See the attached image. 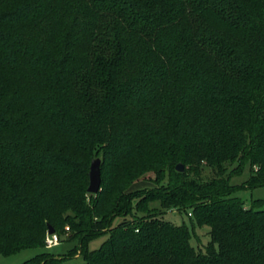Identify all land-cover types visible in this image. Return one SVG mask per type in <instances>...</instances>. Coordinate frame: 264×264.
<instances>
[{
	"label": "trees",
	"instance_id": "1",
	"mask_svg": "<svg viewBox=\"0 0 264 264\" xmlns=\"http://www.w3.org/2000/svg\"><path fill=\"white\" fill-rule=\"evenodd\" d=\"M144 178L158 188H133ZM255 188L264 0H0V256L68 225L81 261L21 264H264L261 201L237 196ZM166 211L209 227L204 253Z\"/></svg>",
	"mask_w": 264,
	"mask_h": 264
},
{
	"label": "rangeland",
	"instance_id": "2",
	"mask_svg": "<svg viewBox=\"0 0 264 264\" xmlns=\"http://www.w3.org/2000/svg\"><path fill=\"white\" fill-rule=\"evenodd\" d=\"M95 156L101 158V153H96ZM94 156V157H95ZM236 165L227 166V173H230ZM147 177H152L151 174H149ZM202 177L204 179L211 177V171L208 167L203 169ZM248 168L245 167L244 170L236 175H231V184L238 186L240 184H243L248 178ZM150 178H144L143 180H140L136 185L133 187L135 189L142 190L145 189H157L158 186L154 184L153 181L149 180ZM237 196H240L245 201V207H248L251 202L254 200H260L261 202L258 203L256 206L260 210H264V188H255L254 190H245V191H239L237 193ZM85 197L87 198V201L89 202V194H86ZM151 206L157 207V204H152ZM136 215L142 216V213L136 212ZM131 219V216H128L126 220ZM162 219L170 222L173 225H180L182 222H185L189 226V216L182 212L181 214H178L175 211H166V214L163 215ZM122 218H116L113 220L112 226H115L116 224L122 222ZM190 227V226H189ZM61 230V229H60ZM59 230V231H60ZM190 230L192 231V237L190 240L191 245L196 249V251H200L204 253L205 248L207 247L209 243V227H190ZM71 233V230L68 229V225H65L61 232L58 234L59 237V244L55 246L54 248L47 249L44 245L41 246V248H35V250H23L19 252V254L9 256V257H2L0 256V264H21L22 262L29 260L35 255L40 254L42 252L49 253L50 255L62 257V256H70L73 258L72 260L75 262L81 261L80 252L77 250L76 252L72 253L70 252L73 248L77 247L79 239H69V235ZM108 238V235H101L97 237V239H94L88 243L89 250H96L98 249L106 239Z\"/></svg>",
	"mask_w": 264,
	"mask_h": 264
},
{
	"label": "water",
	"instance_id": "3",
	"mask_svg": "<svg viewBox=\"0 0 264 264\" xmlns=\"http://www.w3.org/2000/svg\"><path fill=\"white\" fill-rule=\"evenodd\" d=\"M100 159L95 158V160H92L90 163V169H89V174H88V183L89 186L87 188V193L91 195H96V193L100 190L101 182H100ZM176 171L177 172H183L184 171V166L182 164H178L176 166ZM47 233L48 235L54 234L55 231L51 228V226L47 227Z\"/></svg>",
	"mask_w": 264,
	"mask_h": 264
},
{
	"label": "built area",
	"instance_id": "4",
	"mask_svg": "<svg viewBox=\"0 0 264 264\" xmlns=\"http://www.w3.org/2000/svg\"><path fill=\"white\" fill-rule=\"evenodd\" d=\"M190 216V215H189ZM59 244V237L56 233L48 235L46 234L45 240H44V246L47 249L54 248Z\"/></svg>",
	"mask_w": 264,
	"mask_h": 264
}]
</instances>
